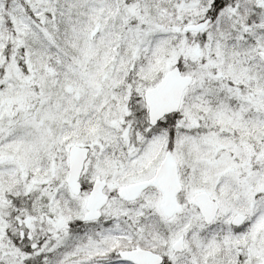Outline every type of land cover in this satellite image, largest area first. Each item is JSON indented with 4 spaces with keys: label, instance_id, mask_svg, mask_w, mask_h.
Listing matches in <instances>:
<instances>
[{
    "label": "snow or ice",
    "instance_id": "6c2138e0",
    "mask_svg": "<svg viewBox=\"0 0 264 264\" xmlns=\"http://www.w3.org/2000/svg\"><path fill=\"white\" fill-rule=\"evenodd\" d=\"M0 264H264V0H0Z\"/></svg>",
    "mask_w": 264,
    "mask_h": 264
}]
</instances>
